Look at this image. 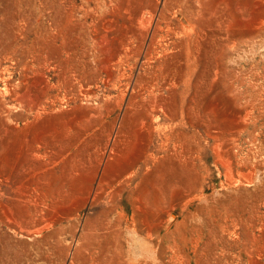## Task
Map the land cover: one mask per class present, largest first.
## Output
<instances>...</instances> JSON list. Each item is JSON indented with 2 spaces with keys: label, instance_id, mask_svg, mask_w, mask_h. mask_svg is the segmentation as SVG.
Here are the masks:
<instances>
[{
  "label": "rangeland",
  "instance_id": "1",
  "mask_svg": "<svg viewBox=\"0 0 264 264\" xmlns=\"http://www.w3.org/2000/svg\"><path fill=\"white\" fill-rule=\"evenodd\" d=\"M0 264H264V0H0Z\"/></svg>",
  "mask_w": 264,
  "mask_h": 264
}]
</instances>
